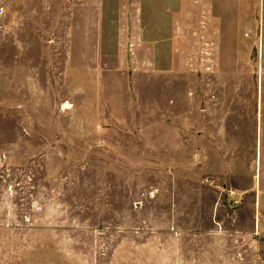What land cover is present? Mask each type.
Wrapping results in <instances>:
<instances>
[{
	"label": "rangeland",
	"instance_id": "rangeland-1",
	"mask_svg": "<svg viewBox=\"0 0 264 264\" xmlns=\"http://www.w3.org/2000/svg\"><path fill=\"white\" fill-rule=\"evenodd\" d=\"M177 8L0 0V264H264V5Z\"/></svg>",
	"mask_w": 264,
	"mask_h": 264
},
{
	"label": "crops",
	"instance_id": "crops-1",
	"mask_svg": "<svg viewBox=\"0 0 264 264\" xmlns=\"http://www.w3.org/2000/svg\"><path fill=\"white\" fill-rule=\"evenodd\" d=\"M178 3V8L174 14L179 18L181 13L191 9L197 12V15H205L210 20V25L215 27V32L219 35L229 36L235 33L237 36L244 38L248 32L247 19L255 18L261 12V4L264 0H171ZM199 17V16H198ZM234 26L232 31L228 27Z\"/></svg>",
	"mask_w": 264,
	"mask_h": 264
}]
</instances>
